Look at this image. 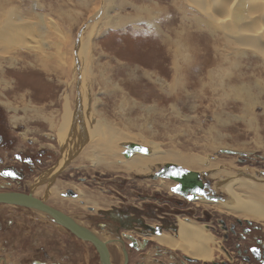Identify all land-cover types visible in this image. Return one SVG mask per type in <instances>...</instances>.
Segmentation results:
<instances>
[{
	"label": "rangeland",
	"instance_id": "rangeland-1",
	"mask_svg": "<svg viewBox=\"0 0 264 264\" xmlns=\"http://www.w3.org/2000/svg\"><path fill=\"white\" fill-rule=\"evenodd\" d=\"M9 1L12 4L8 6L14 5L15 12L26 22L25 29L19 25L16 32L23 31L21 35H25L27 43H34L37 47L16 46L15 43L20 41L16 32L6 38L8 43L4 48H8L7 55L0 58V101L4 102H0V115H3L0 128L15 140V150L39 155L45 151L44 156H52L50 160L45 158L47 163L43 170L45 173L52 171L50 177L61 175L52 187H49L50 180L42 184V190H45L41 198L57 205L62 212L65 210L67 216L83 209L86 211L89 205L93 207V203L84 201L86 198L82 197L81 191L101 196V206L105 208L100 209H109L119 202L138 204L145 198L157 201L155 205L169 203L165 205L179 207L180 215L189 216L210 229L211 221L197 219L204 217L205 210L213 217L214 224L215 218L221 217L248 220L261 226L263 230L255 233L264 239V220H249L215 203L194 199L187 203L175 199L170 185L174 186L176 182L166 175L169 172L166 169L170 168L166 167L167 164L184 168L191 158L203 156L209 163L197 170L188 169L199 173L201 187L216 200L229 199L228 192L223 191V184L230 176L238 175L248 181L254 179L264 183V0ZM146 8L149 10L145 11ZM238 13L241 18L236 25L233 21ZM39 17L47 25L42 37L35 31L39 27L37 24H41ZM110 18L114 21L119 18L117 23L114 22L116 26L98 31V26L109 23ZM137 18L143 20L134 21ZM229 20V25L224 24ZM165 36H171L175 46H169ZM241 36H254L256 43H240L238 38ZM84 37H88L90 52L83 56L88 71H83L85 76L82 78L79 67L82 69L83 61L81 55L76 60L75 45L78 38L82 41ZM180 40L184 46H178ZM79 50L80 53L83 51ZM72 56L75 59L71 66ZM59 59L64 63L59 64ZM87 75H91L92 80ZM79 92L86 100L81 109L87 107L90 110L98 100L100 115L111 121L117 137L125 136L118 138L116 144L122 154L128 143L141 144L148 149L155 143L160 149L169 151L167 156H174L177 161L154 163L143 172L129 174L121 169L97 168L90 159L78 160L86 144L65 156L58 132L67 107L71 112L80 104ZM16 114L21 117L17 125L12 121ZM44 115H52L58 126L52 128ZM91 119L94 123L96 117ZM14 127L20 131L15 132ZM30 140L34 142L30 143ZM224 149L233 153H223ZM119 158L127 159L125 154ZM163 170L166 171L162 173ZM217 173L220 175L216 176ZM59 181L67 184L57 195L58 201L66 202L64 206L57 203L56 198L54 202L49 199ZM69 189L76 193L68 195ZM151 189L158 190L157 196L147 195L153 193ZM83 201L84 205L81 204ZM3 208L12 209L0 205V209ZM100 209L95 208L96 211ZM37 211L39 221L15 219V225H21L12 228L13 225L4 232L1 242L6 244L10 236L8 253L13 254L10 257L6 252L5 264L21 263L17 260L22 258L18 256V244L19 247L25 244L19 232L28 229L32 233L51 234L47 230L50 224H55L51 219L59 223L47 213ZM16 214L21 216L15 211ZM183 216L181 218H185ZM166 231L155 229L158 233L154 235H171ZM211 231L222 242L220 248L217 244L215 260L226 259L224 238L220 231ZM28 234L24 237L28 239L27 245L30 243ZM54 236L51 234L52 238ZM156 241L164 246L162 241ZM233 242L231 240L229 244ZM31 246L29 250L33 248ZM228 248L233 252V246ZM78 249V256L81 253L84 256L85 253ZM169 249L179 250L177 247ZM89 258L86 257L87 264Z\"/></svg>",
	"mask_w": 264,
	"mask_h": 264
},
{
	"label": "flooded vegetation",
	"instance_id": "flooded-vegetation-1",
	"mask_svg": "<svg viewBox=\"0 0 264 264\" xmlns=\"http://www.w3.org/2000/svg\"><path fill=\"white\" fill-rule=\"evenodd\" d=\"M1 116L3 115L1 114L0 118ZM13 130L15 132L20 131L18 127H14ZM57 139L59 141L58 137ZM33 142V140H30V143ZM14 146L17 147L15 140L7 136L5 131L0 128V194L8 196L13 193H21L32 197L34 194L32 188L36 184L43 182L41 181L43 175L52 172L45 173L44 171L46 170H43L47 163L45 158L48 157L50 160L52 156H44L46 155L45 151L40 153L42 156L37 154V152H22L20 149L18 151L15 150ZM8 173H14V175H9ZM58 175L61 174L59 173ZM58 175L51 176L47 180V182L51 181L49 187L53 186ZM39 186L41 185L39 184ZM152 192L147 195L153 197L158 190H152ZM75 193L72 189L67 191L68 195ZM173 194L175 199H182L187 203L192 201L187 196ZM36 197L42 199L44 203H48L53 208L60 210L59 207H56L57 205L50 204L47 199L40 196ZM144 199L138 204L119 202L118 205L109 209H100L99 211L89 205L86 211L83 209L78 213L81 217L78 214L70 213L69 221L72 223L75 221L81 228L87 229L88 235L92 236L94 234L97 240L96 243L91 238L83 237L69 225L62 222L57 223L51 218V222L55 224H50L47 230H50L51 234L55 235L54 238L51 237V234L32 233L25 229L19 232L25 244L24 246L21 244L20 247L18 244L20 251L18 256L22 258L17 259L16 257V259L20 260L22 264H83L82 261L87 264L86 257L90 256L88 264H107L106 253L103 248L106 251L109 248L107 252L108 264H264V239L255 233L263 230L260 225H254L248 220L236 217L215 218L216 224H214V219L210 213H207V210L203 212L204 217L195 218L202 222L211 221V229L220 231V235L226 243L225 251L226 255L228 254L226 259L217 258L215 261L203 262L182 253L180 250H171L162 246L152 239L151 236H155L154 233H158L155 232V229H158L159 232L167 230L166 232L178 235L179 220L183 216L182 214L180 215L181 209L176 206L165 205L169 203L155 205L158 203L157 201ZM81 204L84 205L85 202L83 201ZM179 204L182 205L181 202ZM0 205L12 208L0 209V264H5L7 259L6 251L10 248L8 244H10L9 241L12 238L7 235V243H2L1 238L3 237L4 239V232L9 231L15 225V219H19L22 222L26 221V219L39 221L36 218L38 216L35 214H39V212L37 211L38 209L31 205L16 203L8 199L0 200ZM189 209L191 210L192 208ZM15 211L21 216L15 215ZM65 212L64 210L63 213ZM52 215L54 214L52 213ZM74 216H77L79 220L74 219ZM183 217L191 218L189 216ZM20 225L16 224L12 228H17ZM12 231L17 233L14 229ZM101 233L106 236L103 237ZM27 234L30 235L29 245L26 244L28 239H24ZM231 240H234L233 244H229ZM31 245L33 248L29 250ZM228 246H233V252L229 250ZM78 248L85 253L82 260L80 259L81 256H78ZM94 254H97V256L94 257Z\"/></svg>",
	"mask_w": 264,
	"mask_h": 264
},
{
	"label": "bare ground",
	"instance_id": "bare-ground-1",
	"mask_svg": "<svg viewBox=\"0 0 264 264\" xmlns=\"http://www.w3.org/2000/svg\"><path fill=\"white\" fill-rule=\"evenodd\" d=\"M11 4H12V2L9 0H0V58H3L4 56L7 55L6 53H7L8 48H4V45H7V43H8L6 38H8L9 36L10 37L14 36L15 32L18 30L19 25H20L21 29H25V25H26V22L23 20V18H21V16L15 12L16 7L14 5H12V7H9V6H11ZM107 4L109 5V1H107ZM108 5H106L105 9H107ZM169 9H170V7H169ZM148 10L149 9L146 8L145 11H148ZM222 11L224 12L225 8L222 9ZM173 14H174V12H173ZM239 14L240 13H238L237 15L234 16L233 22L236 25H238L240 23V21H238L241 18V16H239ZM23 16L26 18L25 13H23ZM39 18H40L41 24H37L39 26L38 27L39 30L37 28V30L35 29V31L39 36L42 37L44 35L46 29H47V25H46L45 20L43 18H41V17H39ZM144 18H146V17H144ZM140 19L141 18H137L134 21L137 22ZM156 19H159V18H156ZM116 20L114 21L113 18H110V20L108 19L107 21H109V23H111V25H109L108 22H105V24L99 25L97 30L98 31L102 30L103 27H108V26L115 27L116 26L115 23L118 22L119 18ZM141 20H143V19H141ZM223 21H224V19H223ZM229 22H230V20L225 22L224 24L229 25L228 24ZM40 27H42V28H40ZM40 31H43V32L39 33ZM21 33H23V31ZM21 33L16 32L17 37L20 38V41L15 43L16 46H20V48H26V49H33L32 47H37V45H35L34 43H31V42L27 43V41L25 39V35H21ZM5 34H6V36H5ZM247 37L248 38L241 36L240 38H238V41L240 43H246V44H255L256 43V38L254 36H247ZM164 40L169 44V46H175V42L171 36H165ZM88 41H89L88 37L87 38L84 37L82 39V41L79 40V48L83 51H81V53H80V50H78V53L76 56V60L79 59L80 55L82 57V61H83V65H81L82 69H81V67H79V69L82 71V72H79V75L82 76V78H83V75L85 76V74H83V71H88V66H87L88 64L86 65V62H85L86 59H83L84 58L83 56H85L88 53V51L90 52L89 46H88ZM80 42H81V44H80ZM178 43H179L178 46L181 44L184 46V44L182 43L181 40ZM176 44H177V42H176ZM183 46H180V47L182 48ZM38 47H42V46L38 45ZM73 47H74V42H73ZM75 47H76V45H75ZM40 50H42V49H40ZM73 53L74 52L72 50V54ZM174 53L177 54L176 51ZM183 57H186V56H183ZM74 59H75V57L72 56L71 62H70L71 66H72V63L74 62ZM174 59L177 60V58H174ZM58 63L63 64L64 63L63 59L62 60L59 59ZM0 65H1V63H0ZM0 68H1V66H0ZM177 69H179L178 66H177ZM69 71L71 73L72 68H70ZM87 78L92 80L91 75H87ZM170 86H172V85H170ZM175 86H177V85L175 84ZM84 94L85 93H83V95ZM81 95H82L81 92H79L77 97H79V99H80V104H79L77 109L71 110V112H70L68 107H67V110H65L66 112L63 115L64 121L62 122L63 125L60 127V131L58 132V135L62 141L61 145H62V147H64L65 156H67L68 153L70 154L75 150L76 151L79 150V148L82 146V143H83V144H86V146L83 148L78 160L85 161L87 159H90L94 164H96L97 168L100 167L103 170L121 169L122 171H125V172L129 171L130 172L129 174H131L132 172H143L147 168H149L150 165H152L154 163H160V162L161 163H164V162L167 163L168 160L177 161L174 156H167V155H170L169 151L160 149L159 146L155 143L151 144L152 148L148 149L145 152L135 151L132 153V155L130 157H127V159L119 158V157L123 156L125 153L122 154L120 148H117V146H116V144L118 143L117 139L118 138H125V136L122 135V136L117 137L115 134V127L112 125L111 121H108V119L106 117L100 115V112H99L98 107H97L98 100H96L94 102L92 107H90V110L87 107L84 108V110L81 109V105L83 103L84 104L86 103V100L84 98H82ZM0 102L4 103L3 101H0ZM91 108H92V111H91ZM7 109L12 110V109H9V107H7ZM15 111H16V109H15ZM94 116L96 117L95 122L91 123L92 122L91 117L94 118ZM44 119H46L51 124L52 128H55L58 126V123L53 122V120H52L53 116L52 115H49V116L44 115ZM20 120H21V117L18 116L17 114L15 117L12 118V121L15 125L19 124L18 122ZM59 121H61V120L59 119ZM74 125H75V129L73 128ZM125 141H127V140H125ZM73 144H75V146L72 147ZM128 144H132V143H128ZM124 149H125V147H124ZM125 150H124V152H125ZM197 157L198 158H195V157L191 158V160L187 161L183 167L187 170H189L188 168L196 169V170L203 168L202 165L206 164L208 161L206 159H204L203 156H197ZM63 159H64V157H63ZM210 165H211V163H210ZM194 174H196V173H194ZM215 175L218 176V175H220V173H217ZM249 177H250V175H249ZM41 178H42L41 181H43V182L39 183L41 186H39V184H36L33 187V191H34L33 195L40 196L43 194V192H44L43 190H45V188H43V190H42V184L45 183V181H47L46 178H50V175L49 174L43 175ZM195 178H196V175H195ZM60 182L61 181L56 183V185L54 186V189L51 188L52 193H51V196H49V199L50 200L52 199L51 201L54 202L53 199L56 198V200H57L56 202L59 203L60 205L64 206V205H66V202L65 201H58L57 195L59 194V190H62L64 187L65 188L67 187V184L63 185V184H60ZM175 182H176L175 183L176 185H174V186L170 185L172 193H176L178 195L179 194L183 195L182 192L180 193V192L176 191V188L179 184V181L175 180ZM37 186H39V187H37ZM174 187H175V190H174ZM243 189H245V191H243ZM189 191L190 192L184 194L183 196H187L190 200H192L191 196L196 195L198 198L196 197L194 199V201H201V202H205V203L208 202V203L218 204V206L223 207V208H225V209H227L233 213H236L238 215H241L245 218H248L249 220H256V221L257 220H259V221L264 220V183L263 182H259V181L254 180V179H252L251 181H248V180L243 179L242 177H239L238 175H236L235 177L234 176L228 177L226 179L225 183L223 184V191H226L229 194L228 200H216V199H214L215 197L208 194L207 191L205 189H203L202 187H200L198 190H192V191L189 190ZM194 191H197V192L194 193ZM91 194L92 193H89L87 191H81L82 197L86 198V199H84L85 202L88 201L87 203H93V207H95L96 209H100L102 207L105 208V206H101V202H100L101 196L99 197V196H95V195H93V194L91 195ZM33 195H32V197L31 196H28V197L35 199L36 201L40 202V204L32 205V206L39 209L41 212H45L48 215L52 216L58 222L62 221L63 224H66L69 221V216H67L65 213H63L62 211H60L58 209L53 208L48 203H44V201L42 199H40L36 196H33ZM9 201H13L16 203L18 202L16 200H9ZM26 203L31 204L30 202H26ZM43 207L44 208L50 207V208H53L55 210H58L59 212L62 213V215L64 217H66L67 220L63 221L62 218H58V217L52 215V212H50V210L48 211L47 209H44ZM65 207L67 208V206H65ZM74 219H77V218L74 217ZM178 220H179V218H178ZM74 224H75V227L77 229V233H79L80 235H83V237L93 239L95 241V243L97 242L96 237H94V234L92 236L88 235L86 228H85L86 230H83V228H81L80 225H77L75 223V221H74ZM179 225L180 226H179V230H178V235H174L172 233H170L171 235H169L168 233H162L161 235H155V236H152L151 238L152 239L154 238L158 241L159 240L162 241V244L166 247H169V248L177 247V248H179V250L186 252V254L189 253L193 256V258L202 260L203 262H208V261H211L212 259L215 260L214 253L217 250V247H218L217 244L220 245L219 246V248H220V247H222V245H221L222 242L216 238V236L213 234V232L211 231V229L208 226L200 225L195 220H192L189 218H180ZM92 226H94V225H92ZM82 230L84 232L85 231L86 232L84 233V232H82ZM102 236L105 237L106 235L104 236L102 234ZM103 249L106 253L107 264H108L107 252H108L109 248L107 249V251L105 250V248H103ZM81 256L83 258L82 253H81Z\"/></svg>",
	"mask_w": 264,
	"mask_h": 264
},
{
	"label": "water",
	"instance_id": "water-1",
	"mask_svg": "<svg viewBox=\"0 0 264 264\" xmlns=\"http://www.w3.org/2000/svg\"><path fill=\"white\" fill-rule=\"evenodd\" d=\"M79 40H80V38H78L77 43H76L77 52L79 50ZM78 106L79 105H77L76 107L78 108ZM82 145H83V143H82ZM147 150H148V148L141 145V144H128L124 153H125L126 157H130L132 155V153L135 151L145 152ZM222 152L223 153H233L231 150H227V149L222 150ZM166 167H170V168L166 169V170H169V172H167L166 175L179 181V184L176 188L177 192H180V193L182 192L184 195V194L190 192L189 190H191V191L192 190H198L201 187V181L199 179V173L194 174L190 170H187V169L182 168V167H173V165H169V164H167ZM166 170H163L162 173H164V171H166ZM195 175H196V178H195ZM196 192L197 191H194V193H196ZM196 197H197L196 195L191 196V199H195ZM4 199L16 200L18 202L19 201L20 202H30L31 203L30 205L40 204V202L36 201L35 199L29 198L27 195L21 194V193H13V194H10L8 196L0 194V200H4ZM44 209H47L48 211L50 210V212H52L56 217L62 218L63 221L67 220L66 217H64L62 215V213L59 212L58 210H55V209L50 208V207H46ZM66 224L77 231L75 224L72 223L71 221H68ZM83 230H82V232H84Z\"/></svg>",
	"mask_w": 264,
	"mask_h": 264
},
{
	"label": "crops",
	"instance_id": "crops-1",
	"mask_svg": "<svg viewBox=\"0 0 264 264\" xmlns=\"http://www.w3.org/2000/svg\"><path fill=\"white\" fill-rule=\"evenodd\" d=\"M9 250H10V248H9L6 252H7V254H8L10 257H12L13 254L8 253ZM11 252H12V251H11ZM12 253H13V252H12ZM21 264H22V262H21Z\"/></svg>",
	"mask_w": 264,
	"mask_h": 264
},
{
	"label": "snow or ice",
	"instance_id": "snow-or-ice-1",
	"mask_svg": "<svg viewBox=\"0 0 264 264\" xmlns=\"http://www.w3.org/2000/svg\"><path fill=\"white\" fill-rule=\"evenodd\" d=\"M9 175H14V173H8Z\"/></svg>",
	"mask_w": 264,
	"mask_h": 264
}]
</instances>
